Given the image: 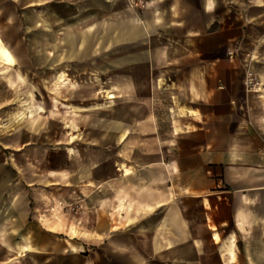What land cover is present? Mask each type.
Returning a JSON list of instances; mask_svg holds the SVG:
<instances>
[{"label": "crops", "instance_id": "obj_1", "mask_svg": "<svg viewBox=\"0 0 264 264\" xmlns=\"http://www.w3.org/2000/svg\"><path fill=\"white\" fill-rule=\"evenodd\" d=\"M0 22V54L35 81L0 114L2 146L58 154L45 170L0 162L4 244L18 224L53 264L74 252L58 234L97 229L124 264H147L143 233L151 264H264V0H0ZM143 149L176 153L109 163ZM54 203L65 220L40 219Z\"/></svg>", "mask_w": 264, "mask_h": 264}, {"label": "rangeland", "instance_id": "obj_2", "mask_svg": "<svg viewBox=\"0 0 264 264\" xmlns=\"http://www.w3.org/2000/svg\"><path fill=\"white\" fill-rule=\"evenodd\" d=\"M231 16H234V12L230 13ZM235 15L241 17V14L239 11H236ZM241 18H238V22H240ZM11 27V26H10ZM13 28V27H12ZM2 23L0 22V39L2 43H4L5 46L12 45V40L10 38H6L3 36L4 32L2 31ZM17 40V37L15 38ZM7 45H6V44ZM7 46V47H8ZM9 48V47H8ZM10 50V49H9ZM11 52V50H10ZM12 56L14 57L13 53L11 52ZM15 58V57H14ZM16 60V59H15ZM0 62L8 65L9 67H6L5 65H1V75H0V114H5V112H17L19 110V104L22 102V100H28L30 98L32 85L34 86V79L31 77V74H28L26 71L21 70L19 65H16L13 63V60L11 58H5L3 54H0ZM23 72V75H22ZM19 74L23 77H19ZM24 79V80H23ZM245 80V78H244ZM35 88V87H34ZM51 87L46 86L43 87V94H50ZM49 106V103H47ZM45 107V106H44ZM1 116V115H0ZM1 120V119H0ZM26 120V119H25ZM24 120V121H25ZM0 129V162L7 160L14 162L16 164H25L26 162H34L38 164V166L45 170L46 168H49L51 165L52 159H57L58 154L54 151L44 150L41 147H37V149L33 150H11V149H5L3 148V142L4 139V133H6V130ZM52 152H54L52 154ZM82 152H89V151H76V153H82ZM116 152H120L121 155H116ZM176 151H165V150H151V149H143V150H124V151H109V163H113L117 160L120 162V160H123L125 164L128 162H131L130 158H139V161L141 163L146 162L147 160L151 161V155L154 154L156 158H166V157H172L173 154H175ZM133 163H135L133 161ZM32 167V166H31ZM34 167H32L33 169ZM110 168V167H109ZM116 168V166H115ZM114 170V169H113ZM2 174V172H1ZM110 174V169H109ZM49 179L46 180L48 182ZM47 184V183H46ZM18 187V185H12V188ZM3 186H0V196L2 197V191ZM12 195L15 194L14 192L11 193ZM16 203H18L17 199L15 198ZM6 204L8 203V197L5 199ZM2 203V199L0 198V206ZM66 206V207H65ZM67 208H72L70 204H59L54 203L52 204V208L48 206L47 210H44L42 213L43 215H39V218H51L53 219L54 213H58V215L62 216L65 220V214L63 210L67 211ZM77 210V209H75ZM120 219L122 218L121 215ZM31 220V219H30ZM131 221V220H129ZM74 224V223H72ZM18 224H11V240L9 243H3V237L7 236L3 233H0V264H42L41 258L42 257H36L37 250L39 249L37 246H33L31 244H28L27 249H23L25 246L19 245V237L20 232L17 230ZM78 226V225H77ZM79 227V226H78ZM80 228V227H79ZM82 232L87 233V235H84L83 237H76V238H70V235H64V234H58V241L59 243H62V238H69L71 246L73 247L72 253L66 252V256L63 258H59V262H57L56 259H54L53 264H90V255H94L97 253V251H107L113 255L112 257H116L119 260V255L116 254V252H112V249L110 246H108L105 243H102L99 246V242L101 241L99 239V235L89 237V233H92V231L97 232L99 234V231L97 229H82ZM146 236L144 233L140 234V241H139V250H141L142 254L147 258V264H151V243L148 245V240L145 239ZM8 237V236H7ZM97 237V238H95ZM137 243V242H136ZM7 244V245H6ZM126 255V254H125ZM114 258L110 261V264H124L125 262H122L119 260L118 262L113 261ZM121 258V257H120ZM49 263V262H48ZM47 263V264H48ZM131 263V262H130ZM45 264V263H44ZM50 264V263H49ZM92 264V263H91Z\"/></svg>", "mask_w": 264, "mask_h": 264}, {"label": "built area", "instance_id": "obj_3", "mask_svg": "<svg viewBox=\"0 0 264 264\" xmlns=\"http://www.w3.org/2000/svg\"><path fill=\"white\" fill-rule=\"evenodd\" d=\"M244 83L248 91L258 92L257 90L261 85V79L253 70H248Z\"/></svg>", "mask_w": 264, "mask_h": 264}, {"label": "bare ground", "instance_id": "obj_4", "mask_svg": "<svg viewBox=\"0 0 264 264\" xmlns=\"http://www.w3.org/2000/svg\"><path fill=\"white\" fill-rule=\"evenodd\" d=\"M261 84H262V83H261ZM260 89H261V85H260V87H259V89H258V90H260ZM258 90H257V91H258Z\"/></svg>", "mask_w": 264, "mask_h": 264}]
</instances>
